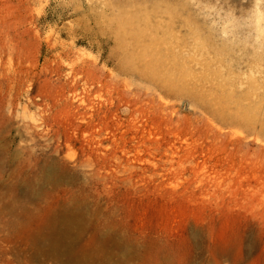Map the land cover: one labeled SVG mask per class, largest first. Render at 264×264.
Masks as SVG:
<instances>
[{"label": "rangeland", "instance_id": "rangeland-1", "mask_svg": "<svg viewBox=\"0 0 264 264\" xmlns=\"http://www.w3.org/2000/svg\"><path fill=\"white\" fill-rule=\"evenodd\" d=\"M53 238L264 264V0H0V264Z\"/></svg>", "mask_w": 264, "mask_h": 264}, {"label": "bare ground", "instance_id": "bare-ground-1", "mask_svg": "<svg viewBox=\"0 0 264 264\" xmlns=\"http://www.w3.org/2000/svg\"><path fill=\"white\" fill-rule=\"evenodd\" d=\"M63 221L66 223L67 226H71L76 221V218L72 216H66ZM48 244L52 250V253L55 256H58L59 252L62 255L65 254L67 256L66 264H130L135 257L131 255L130 252H126V249L123 250V248L118 247L117 251L121 252V254H118V257L114 259L112 253L108 254L104 251L103 248H96L95 251L97 252L96 258L98 263H95L93 261L94 258H90L85 254L75 256L69 249H67V247L64 248L62 242H59L57 238L49 239Z\"/></svg>", "mask_w": 264, "mask_h": 264}]
</instances>
